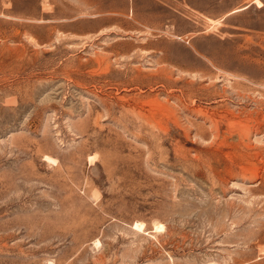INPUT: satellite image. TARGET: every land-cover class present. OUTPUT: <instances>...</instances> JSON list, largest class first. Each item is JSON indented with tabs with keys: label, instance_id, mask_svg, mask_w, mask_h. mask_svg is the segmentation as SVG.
I'll use <instances>...</instances> for the list:
<instances>
[{
	"label": "rangeland",
	"instance_id": "1",
	"mask_svg": "<svg viewBox=\"0 0 264 264\" xmlns=\"http://www.w3.org/2000/svg\"><path fill=\"white\" fill-rule=\"evenodd\" d=\"M0 264H264V0H0Z\"/></svg>",
	"mask_w": 264,
	"mask_h": 264
},
{
	"label": "bare ground",
	"instance_id": "2",
	"mask_svg": "<svg viewBox=\"0 0 264 264\" xmlns=\"http://www.w3.org/2000/svg\"><path fill=\"white\" fill-rule=\"evenodd\" d=\"M260 2V1H259ZM136 226L138 227V228H141V229H144V226L145 225H143V223H137L136 224ZM159 228H162L163 227V225H160V226H158ZM144 231V230H143ZM146 231V230H145Z\"/></svg>",
	"mask_w": 264,
	"mask_h": 264
}]
</instances>
